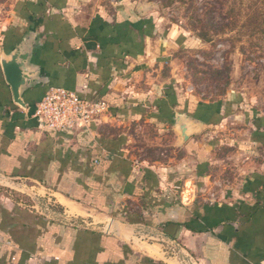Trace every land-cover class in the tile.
Wrapping results in <instances>:
<instances>
[{"label":"crops","instance_id":"crops-1","mask_svg":"<svg viewBox=\"0 0 264 264\" xmlns=\"http://www.w3.org/2000/svg\"><path fill=\"white\" fill-rule=\"evenodd\" d=\"M8 8L0 13V56L33 26L32 61L48 82L25 93L22 109L0 65V172L50 191L70 214L102 206L104 217L157 226L197 264L264 263L257 97L232 92L207 101L179 91L177 37L134 1L10 0ZM48 86L102 99L109 109L88 127H46L34 110ZM179 113L194 129L183 144L173 123ZM145 147L153 156L135 158ZM71 221L0 190V264H171L143 240L124 242Z\"/></svg>","mask_w":264,"mask_h":264},{"label":"rangeland","instance_id":"rangeland-1","mask_svg":"<svg viewBox=\"0 0 264 264\" xmlns=\"http://www.w3.org/2000/svg\"><path fill=\"white\" fill-rule=\"evenodd\" d=\"M131 1L136 2L142 13H152L160 19L163 27L173 29L172 38L177 37L174 42L179 49L173 54L172 66L179 91L207 101L232 92L242 93L257 97L259 105L264 107V0ZM9 2L0 0V13L9 9ZM144 132L149 134L150 131L145 127ZM136 151L135 158L154 154L152 147ZM22 182L44 204L47 203L49 209L71 215L76 223L100 227L111 217H104L101 209L93 205L86 212L70 214L58 204L57 198L48 194L50 191L46 189L48 192L37 193L35 187L38 184L25 179ZM0 190L24 206L34 204L21 191L5 186H0ZM141 240L145 242L143 244H151L152 250L161 251L169 263L177 264L173 259L179 260V255L166 244L153 239ZM152 250L148 249L155 255Z\"/></svg>","mask_w":264,"mask_h":264},{"label":"water","instance_id":"water-1","mask_svg":"<svg viewBox=\"0 0 264 264\" xmlns=\"http://www.w3.org/2000/svg\"><path fill=\"white\" fill-rule=\"evenodd\" d=\"M137 12L142 14L140 7H137ZM36 37L37 35L34 27L29 26V28L24 31L21 38L0 56V65L4 79L10 87L12 100L22 109L26 108L24 100L25 93L31 88H36L48 82L47 77L41 75L40 67L32 61L34 49L39 47V42ZM187 118V116L179 113L175 115V120H173L176 131L178 132L180 144H183L194 134V129L191 127L190 123H188ZM22 179L23 178L18 175L12 176L0 172V186L16 189L27 194L32 199L35 209L40 214L51 219H61L71 225L73 224L70 217L43 206L38 195L32 191L29 186H26L22 182ZM79 226L87 228L86 225ZM96 230L124 242L131 240L136 245H139V240L141 239L156 240L166 244L179 255V260H175L177 264H197L184 247L177 243L174 238L160 231L157 226L109 217L106 222ZM186 257L188 258L186 259Z\"/></svg>","mask_w":264,"mask_h":264},{"label":"built area","instance_id":"built-area-1","mask_svg":"<svg viewBox=\"0 0 264 264\" xmlns=\"http://www.w3.org/2000/svg\"><path fill=\"white\" fill-rule=\"evenodd\" d=\"M108 109L109 104L102 99L85 98L64 87L48 86L36 103L34 117L46 127L71 129L78 125L88 127Z\"/></svg>","mask_w":264,"mask_h":264},{"label":"trees","instance_id":"trees-1","mask_svg":"<svg viewBox=\"0 0 264 264\" xmlns=\"http://www.w3.org/2000/svg\"><path fill=\"white\" fill-rule=\"evenodd\" d=\"M80 196H83V195H79V199H80ZM84 196H85V197H90V196L85 195V194H84ZM79 199H78V200H79ZM88 201H89V200H88ZM89 203H90V201H89ZM93 203H94V202H93ZM98 208H99V207H98ZM100 209H103V207L101 206ZM119 219L124 220V221H127L126 219H123V218H119ZM130 222H131V221H130ZM146 224H147V223H146ZM164 232H165V231H164ZM165 233H166L167 235H169L170 237H172L169 233H167V232H165Z\"/></svg>","mask_w":264,"mask_h":264}]
</instances>
